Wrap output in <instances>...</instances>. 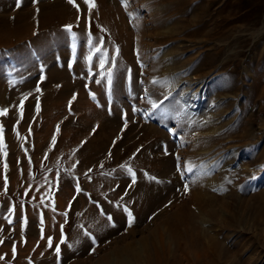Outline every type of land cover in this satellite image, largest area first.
<instances>
[{"label":"rangeland","instance_id":"rangeland-1","mask_svg":"<svg viewBox=\"0 0 264 264\" xmlns=\"http://www.w3.org/2000/svg\"><path fill=\"white\" fill-rule=\"evenodd\" d=\"M4 1L8 2L7 9L5 11V14L7 15H16L18 12L25 11L26 8L34 11L37 10L39 5L41 4L48 5L53 2V0H20V6L17 7V0ZM207 1L208 0H182L180 4L185 5L182 8V12L180 11L181 15L180 13L170 15L168 22L171 23V21L173 22L176 19H183L181 20L182 22L180 23V28L178 29V31H181V28L184 27L185 29L182 30L179 34L171 36L172 38L180 36L182 39L180 38V42H178L179 40L171 39L163 45H155V47L158 46L157 49L155 47H152L153 50L156 49L154 52H159L162 50V46L173 48L174 45L177 46L183 43V52L181 51L183 55L180 54V52L176 53L175 55L172 54V56L170 55V59L167 60V63H169L172 59V61L174 63L177 62V64L184 60L187 61L185 63V66L179 68V70L177 69L178 71L174 70L173 72H179L177 76L176 74L173 75V77L176 76L177 78V80L176 78H173L174 80L172 79V85L175 86L173 88L174 90H164L163 87L167 84L165 81L166 79L162 76L153 79V77L145 73V69L143 70L144 67L141 64H131L129 67L127 66V69H129L125 70V79L128 76L129 80L127 79L124 81L125 83L121 82V84L123 85L124 89H129L130 86L131 88L129 89L127 95L123 96V99L121 100L125 101L128 106L126 105L127 109H123L124 105L116 109L119 110V108H121V112L125 111V113H123L124 116L121 117L120 121L122 120L121 123H125L123 124L124 126L122 125V130H125L126 128L127 129L123 131V135H121L120 141L123 142L125 133L130 128L131 129L127 132V134L129 137H133L134 140L137 137L136 133H138L142 129L143 124L155 125L157 123L158 127L157 125L155 126L159 130H163V132L165 131L164 135L167 136L161 138L155 148L158 151H160L161 149L165 157H168L172 154L171 156L173 157L175 166L176 164H178L181 167V171H185L183 172V174H185L186 177L192 175L193 171H191L190 173H186L187 164L185 165V161L187 157H182L180 159L178 158V154L180 152L183 153L184 150L186 152V140L183 136L185 132L183 130L184 127L190 126V124L185 123V121L189 119L187 117L190 116V114L188 112L185 114L183 113L184 115H181L183 117L178 115L179 118H173V122L170 123V117L172 116L171 110L175 112V109L172 108L171 101L173 102V100L177 99L178 97L185 96L187 98L188 106L193 112V115L191 116H196L199 118V132L203 130V128H206L207 125H214L215 128L213 134L207 131L208 133L205 134V136L207 135V138H205V136L203 135L200 136L205 140V142H201V144H203V146L207 148L205 149L207 151L203 150L201 151L202 153L199 151V162L201 161L199 164L203 163L201 167L207 168V173L209 172L210 175L212 173H215L218 174V177L221 178V176L225 173L227 177L224 178L225 175L222 176L223 180H220V184V181H215V183L218 184L212 185V188L207 186L205 187V190L207 192L215 194L217 196L218 199L216 207H218V210L216 211V213L218 216L223 217V220H221L220 222V220H218V217H212L214 220L211 217H206L205 219H208L207 223L204 224L203 222L199 224V226L205 230V237L202 239V242H200L201 239L199 234V244H201L199 245V255H202L201 253H203V250L208 251L207 245L209 244V242L206 238V236L208 235L212 239L220 242L223 247L227 251H229L225 255V258H223L218 264H264V216L257 215L258 217L262 218V220H259V218H256L257 216L254 215L256 213H254V211L252 210L253 207L259 204L257 203L258 200L256 199V196L261 192H264V154L259 156L260 158L258 157V155H256L261 149H264V31H257V29H259L258 27L264 21V0ZM200 3H203V6L206 5L205 7H208L209 10H207V12L204 11L199 13L198 18L195 21L197 24L192 25L193 22L190 21V16L195 9V6ZM141 4L142 3L138 0H128V3L125 5L126 9H124L123 11L124 18L127 19L129 17V19H127V22L129 21V23H131L133 21L135 22L134 24H136V21L134 20H138L137 22L141 24L138 25L140 27L139 32L143 31V25L147 26L149 24V22L145 19V15H147V9H149L150 11H153L154 9L153 6H151L152 4H148L147 6H143L144 4ZM75 5H77L78 7L74 5L72 7L74 8L76 15L70 22L57 26L52 25L45 29H36L34 31L35 33H33L35 36H33L32 38H39L36 43H34L31 39L29 43H24V45L23 43H21L22 46L28 48V58L30 60H23V57L21 58L22 60H20L23 63H21L19 60H16L14 58V55L19 54L17 48H11L5 52L0 53V76L4 78L2 83L9 92V95L5 96V100L8 104L5 105L0 103V110L6 109L8 115L12 113L21 115V121H16L10 126L6 124L5 127L2 126L1 118L6 115H0V126H2L3 129L2 132H0V138H2V144H0V264H22V260L23 264H35L33 260H30L32 259V257H30V254L33 253L35 255L36 253H38L39 256H43L44 252H41L40 250H42L44 244L49 242V238H51L52 247L50 248L51 250H49L50 253L47 252V255H51L49 256V258L51 259V263L53 264H70L71 261H74L76 259L79 260L78 264H93V262L98 257L106 255L104 253L106 252V250L108 251L107 254L109 253L106 256L107 258H109V261L112 262V260L114 261L119 255L123 254L122 252H119L118 255L113 254V251L114 253L116 252L115 250L117 249L118 244L120 245L122 242H127L129 241V239H139L143 233L147 234L149 231L143 226L144 224H150V222H152V219L154 218L152 213H150V211H152L151 206V208H149V210L144 213L145 217L148 214V218L146 217L145 219L144 217L142 224L135 228V232H133L131 237H128L122 242H118V239L126 233V230L128 228H130L128 225H124L123 228L113 230L112 232H110V234L105 235L103 237V240L96 241L88 249H84V252L73 255V257H71V255L67 256V258L65 257V254L68 253L70 247V240L73 235L71 233V229H73L74 227V222H76L77 218L80 220L84 215H87V208H85L84 204H92L94 206V209L98 212L103 208V205L102 203H98L96 198L91 197L92 193L90 190V186L93 182V178L89 176L92 172L91 168L82 171V173H79L76 167V162L69 165L66 160H61L62 163L60 161L58 162L60 163V166L55 165V162L53 161L57 160L59 157L64 156V153H67L69 150L58 154L53 159L52 155L56 150L58 139L62 134V126L68 122H71L72 120L77 121L80 118H83V116H85L86 114L85 110L88 108L87 103H91L93 107L99 109L101 107V95H104L105 90V93H107V95H104V97H108V95L110 96L115 92L116 86H114L113 76H111L110 71L113 72V66L115 67L116 63L118 62L114 60V64L112 66L108 65L107 67V58L106 56H104L105 54L103 55L104 52H102V50L99 51L98 56L92 57V55H89V49L91 48L90 46L93 47L91 43V45L89 44V35H91V31H89V21L94 20V16H96V4L94 3L95 6L89 9V6L84 3V0H76ZM222 6L224 8H222ZM221 9H223L222 12L219 11ZM0 10L1 13L3 9ZM126 12L133 16L134 20L129 15L127 17ZM167 15L168 13L164 16ZM134 24L133 26L135 27ZM67 26H71L70 31L68 30ZM133 26L130 24L129 28L136 31V27L134 28ZM196 26L198 27L197 29L199 31L203 29L201 31L203 34L200 32V39L197 37L192 38L191 40V38L188 37V34L185 32L186 30L194 29V27ZM102 28H104V26ZM103 32L105 33L106 31ZM101 33L102 32L99 31L96 35L99 47L100 42L102 44ZM144 33H139L138 35L140 36ZM139 36L138 38H141L143 35H141V37ZM50 37L57 38L58 41H61V43H63L60 45L61 47L58 45L56 46V40ZM167 39H170V37H167ZM48 41H52L50 43V49L40 50V48H42L41 44L47 45ZM112 45L114 46V44ZM113 46L112 49H115L117 51V46ZM153 50H151V53H153ZM45 51L47 54H52L57 57L59 55L63 57L64 55V63L62 64L60 59L55 58L56 63L61 68H63V66H66L67 69L64 68V70L67 71L66 73L70 80L74 79L75 77L79 78L77 84L76 82H74V84H71L74 86V89L72 88L67 97L63 99V102L58 103V105H62L59 108L54 107L51 111H45L44 108L45 99L50 95V92L52 91L51 88H46V84L50 81H48L49 76L47 75V69L44 68L42 62ZM134 51H137L138 53V51L140 52L141 49L140 47H137V49H135ZM144 52L151 55L148 48L147 51L146 49H144ZM192 52L193 56H191ZM157 54L153 53L152 55L157 57L156 59L158 61L160 55L158 56ZM195 55H197L196 57L198 59L194 57ZM205 58L208 59L205 60L207 64L204 62L205 65H201ZM134 59L135 58H133V61H135ZM136 60H138V57L136 58ZM102 61L103 67H101ZM30 62L32 63L31 65L29 64ZM86 63L87 67L91 63L93 64V71H90L86 67ZM107 63H109V61ZM69 65H71V67H69ZM132 65H135L134 67L136 70H134V67ZM198 65L200 66V69H198L199 72H193L195 67H197ZM132 69L133 71H135L134 74L136 75H132L131 79L130 73H132ZM107 74L112 78H108L106 76ZM198 75L199 77H197ZM104 76V80L106 82L110 80L108 82L109 87L105 85L106 83H104ZM180 76L181 79L178 78ZM148 77L151 78L149 79ZM146 79L148 80L145 82ZM30 80L31 84L29 85H32L33 87H29V89L27 87V89L19 91L13 96L10 94V92H13V90L19 88V86L21 85L20 82ZM149 80L152 82V84ZM148 81L150 83H148ZM111 82H113V84ZM174 82L177 83L175 84ZM193 82L198 83L199 86L201 85L200 88L196 87ZM143 83H145V85ZM102 84L104 85V87L107 86L106 89H103L104 87H102ZM149 87H152L155 90L149 89ZM145 88H147L148 91L145 90ZM146 91L147 93H145ZM163 92H166L164 93L165 95L168 93L167 97L165 96L167 101L164 99L165 97L164 94H162ZM93 95L95 97L94 99ZM168 96H170V98ZM193 96L195 98H193ZM113 97L115 98V96ZM151 98L153 101L151 100ZM188 98H190L191 100ZM156 100L158 101L156 102ZM155 102L157 104H155ZM160 103L164 104L161 105ZM144 104L146 105V108H143ZM149 104H155L159 109L156 106L153 107L152 105L150 107ZM8 105L10 106V110L7 108ZM161 107L167 109L164 110ZM148 108L151 111V114L148 113L150 117L152 115L157 117H153L154 119L152 118V121H149V119L145 115L141 116V111H144ZM156 108L158 110H156ZM168 108H170L169 113ZM132 109H136V111H133ZM155 110L158 114H160L157 115ZM126 111L130 113L131 111H133L135 117L131 115L129 119V117L126 115ZM146 111L150 112L148 110H145V114L147 113ZM163 113H166V115ZM167 113L168 115L171 114L170 117L167 116ZM179 114L182 113L179 112ZM210 114L211 116L214 115L213 118L210 116ZM162 117L168 118H164L165 124ZM177 118H181V124H178L179 120ZM207 119H209V121ZM97 121L98 119L90 121V128L86 129V131H83L82 133L84 134L81 133L84 136H82L83 139H81L80 145L85 144V132L86 134L93 136L97 131V127L99 126V123ZM176 122L178 126L182 125V128L180 126L175 127ZM162 124L165 126H163ZM166 125L168 128L166 127ZM217 126L219 127V129H217V132H215ZM172 128L174 131L172 130ZM122 130L120 129V131ZM171 131L177 134V137ZM181 132L183 133L181 134ZM181 138L182 140H184L183 144H180ZM9 139L11 142L9 141ZM43 140H46L44 148L38 149V151L36 149L29 148V146L34 147L40 145L39 142L42 143ZM169 142L171 143V145ZM176 142L180 145H177ZM181 145L184 146L181 147ZM123 146L120 147L121 149H119V151L126 150ZM140 146L142 147L143 145ZM140 146L137 147V151L141 149ZM179 146L181 148H179ZM184 154L187 155V153ZM13 158L17 159V161H15L17 162L16 168L11 167L10 165V161L13 160ZM178 162L181 164H179ZM187 163H189L188 165H191L189 160L187 161ZM113 165V168L121 169L124 175H130L131 181L128 184V186L130 187L133 183L132 173H134L135 171L134 166L132 167L130 163H126L127 166L121 167V165H124L121 163V161L114 163ZM128 168H131L132 173L128 172ZM146 170L147 168H145L143 171L146 173ZM60 173L66 175L65 177L68 178L66 182L59 183L58 180H60ZM102 173L105 177L112 179L113 182L117 180L109 174L106 175L105 171ZM19 174H21V180H19ZM24 176L26 177L24 178ZM252 177H255V179H253ZM204 178V175H202L201 177L199 176V181H202ZM12 187H14L15 189ZM176 191L177 190H175L174 193ZM174 193L172 192V195ZM63 197L65 199H63ZM166 197L167 194H164V196L159 198V202H157L156 205L162 203V201ZM62 199L64 201H62ZM58 200L62 201V203L58 202ZM220 200H225L229 204L225 209V212L227 211L226 214L225 212H223V207H219ZM172 201L173 202H167L166 208L169 209L171 208L170 206H172L174 203H178L176 199ZM79 203H81L83 206H81V204ZM228 211L230 213H228ZM46 212L49 214H47ZM124 213L125 218L127 216V219H134L135 212L133 214V210L126 211L125 208ZM100 216L101 217L98 218L95 217L90 223L99 224L101 223V221L103 223V220L105 219L104 221H108L107 224H112L111 219L108 218V215H106V213H102ZM59 217L61 218V221ZM71 224L73 226H71ZM30 226L31 228H29ZM68 230L70 232H68ZM86 233L87 231H84L81 233V235L85 236L87 235ZM203 243L205 244V246L203 245ZM104 246H106V250ZM204 247L206 249H204ZM57 248H59V252H57ZM95 249H99L100 251L96 252ZM29 252L30 254L27 255L26 253ZM206 256H208L209 258L208 254H206ZM17 260L21 263H19ZM189 262L186 261L185 264H192L191 262ZM131 264L136 263L135 261H132Z\"/></svg>","mask_w":264,"mask_h":264},{"label":"bare ground","instance_id":"bare-ground-1","mask_svg":"<svg viewBox=\"0 0 264 264\" xmlns=\"http://www.w3.org/2000/svg\"><path fill=\"white\" fill-rule=\"evenodd\" d=\"M138 1H140L142 4H144L143 6H147L148 4L149 5L152 4L151 6H153V8H154L153 9L154 13H153V11H150L149 9H147V15H145V19L149 22V24L147 26L143 25V31L142 32H139L140 27L138 26L141 24L139 22H137L138 21L137 19L134 20V17L131 16L128 12H126L127 17H128V15L131 16L133 18V20L136 21V24H134L135 22H133V21L131 23H129V21L127 22V19H129V17L127 18L125 16L127 19L124 18L123 11H124V9H126L125 5L128 3V0H94V3L96 4V9H95L96 16H94V20L89 21L90 22V30L89 31H91V35H89V37H90L89 44L91 43L93 45V47L90 46L91 48L89 49V55L90 56L92 55V57L98 56L99 51L102 50V52H104L103 55L105 54L104 56H106V58H107V62L109 61V63L106 62L107 67H108V65L112 66L115 62L114 60H116V62L118 61L115 65V67L113 66V69H112L113 72L110 71L111 76H113L114 86H116L115 92H114L115 94L112 93L113 95L111 94L110 96L108 95V97L107 96L104 97V95H107V93H105L106 92V90H105L104 95H101V99H100L101 107L99 109L93 107V105L91 103H87L88 108L86 107L87 108L85 110L86 114H85V116H83V118L79 117L80 118V119L78 118L79 120H77V121L72 120L71 122H68L62 126V134L58 139V145L56 147V150L54 151V154L52 155V159L55 156H57L58 154L66 152L67 150H69L67 153H64V156L59 157L57 160H54L53 161V162H55L54 164L57 166L58 165L60 166V163H58V162L59 161L61 162V160H66L69 165L76 162V167H77V170L79 173H82V171L91 168L92 172L89 175L90 177L93 178V182L90 186V190L92 193L91 197L96 198L98 203H102L103 208L100 209V211L98 212L94 209V206L92 204L91 205L88 203L84 204L85 208H87V213H86L87 215H84V216L82 215L83 216L82 219L79 220L77 218L76 222H74V227H73V229H71L72 230L71 233L73 235H72V238L70 240V247H69L68 253L65 254V257L67 258V256H69V255H71V257H73V255H77L78 253H82V252H84L83 251L84 249L85 250L88 249L96 241L103 240V237L105 235L110 234V232H112L113 230L123 228L124 225L129 226L131 218L127 219V216L125 218V213H124L125 208H126V211L133 210V214L135 212V216H134V219H131V225L129 226L130 228H128L126 230V233L118 239V242H120V241L122 242L125 239H127L128 237H131L133 232H135L134 231L135 228L137 226H139L140 224H142L143 219L145 217L144 213L146 211H148L149 208H151V206H152V211H150V213H152L154 218L152 219V222H150V224H144V226H143L144 228H146L149 231L147 234L143 233L139 239H135V240L129 239V241H127V242H122L120 245L118 244V247L115 250L116 252L114 253V251H113V254L118 255L119 252L120 253L122 252L123 254L119 255L117 258L115 257L116 259L114 261L112 260V262L109 261V258H107L106 255H108L109 253L107 254L108 251L105 248L106 246H104V248L106 250V252H104V253L106 255H102V257H98L93 262V264H131L132 261L133 262L135 261L136 264H185L186 261H188V262L190 261L192 264H199V263L200 264H213L216 262H217L216 264H218V263H220V261L223 258H225V255L229 251H227L223 247V245L220 242H218L217 240L212 239L210 236L207 235L206 238L209 242V244L207 245L208 251L203 250V253H201L202 255H199V252H198L199 251V245H201V244H199V234H200V239H201L200 242H202V239L205 237L204 236L205 230L202 227H200L199 224H201L203 222H204V224L207 223L208 219L206 220L205 219L206 217H211V218L212 217H218L219 218L218 220H220V222H221V220H223V217L218 216L216 213V211L218 210V207H216V203H217V199H218L217 196L215 194L207 192L205 190V187L207 186V187L212 188V185L218 184V183H215V181L219 182L222 179V176L225 175L224 178H227L226 174L225 173L223 175L221 174L222 175L221 178L218 177V174H215V173H212L210 175L209 172L207 173V168L201 167V165L203 163L199 164L201 162V161L199 162V160H200L199 159V155H200L199 151L201 152V151L207 149L203 146V144H201V142L204 143L205 140L203 138H201L200 136H202V135L205 136V134L208 133L207 131H209V133L213 134V132L215 130L214 125H209V126L207 125L206 128H203V130H201L199 132V118L196 116L195 117L191 116V115H193V112H192V110H190V108L188 106L187 98L185 96H182V97H178L177 99L173 100V102L171 101L172 108L175 109V112H173V110H171L172 116L170 117L171 114L168 115V113L170 112L169 111L170 108H168L167 116H169L171 119V122L168 120L170 123H172L173 122L172 119L178 117V115L181 116L187 112L190 114V116L187 117V118H189L188 120H186V118H185V120H186L185 123L190 124V126L184 127V130H183L185 132V134L183 135L185 140H186L185 146L188 149L186 148V152L183 149L184 151L181 150V151H183V153L180 152L178 154L179 159L182 157H187V159L185 161V165L187 164V166H186L187 172L186 173L191 172V171H188V168L190 166L192 168L193 174L192 173H191L192 175L188 174L189 176H187V177L185 176V174H183V172H185V171L182 172L181 167L178 164H176V166H175L174 161H173V157L171 156L172 154L168 157H165V155H163V153H162L163 151L161 149H160V151H158L155 148V146L161 140V138L167 136V135H164L165 131L163 132V130H159L157 128L158 127L157 123L155 124V125H157V127L153 124H148V125L143 124L142 129L138 133H136L137 137L134 139L135 141H138V142H135L133 140V137L128 136L127 132L131 128L128 129L127 132L125 133V137H124L123 142L120 141L121 135H123V131H125L127 129L126 128L125 130H122L123 129L122 127L124 126L123 124H125V123H123V122L121 123L122 120L120 121L121 117L124 116L123 113H125V111L121 112V108H119V110H116V109L118 107H122V105H124L123 109L124 108L127 109L126 107L128 106V104H126L125 101L121 100V99H123L122 98L123 96L127 95V93L129 92V89L131 88V86L129 85L130 86L129 89H124L123 85L121 84V82H124L125 80L128 79V76L125 79V76H126L125 70L127 69V66L129 67L131 64H135V65L141 64L144 67L143 70L145 69V73L147 75L153 77V79L162 76L163 78L166 79L165 81L167 83L166 85H164L163 89L168 90V89H173L175 87L174 85H172V79L176 78V76L179 72L173 73L174 70H177V69L179 70V68L185 66V63L187 62L186 60H184L182 62H179V64H177V62L174 63L171 59L172 62L170 61L169 63H167L168 62L167 60L170 59V55L172 56V54L175 55L176 53H179V52H180V54L183 55V53H181L183 43L179 44L177 46L174 45L173 48L172 47L168 48L167 46H162L161 51L154 52L158 47V46L155 47V45H160V44L163 45L171 39H173V40L176 39V40H179L178 42H180V38H181L180 36H176L173 38L171 36L179 34L182 30L185 29V27H184V28H181V31L180 30L178 31V29L180 28V23L182 22L181 20H183V19H176L173 22L171 21V23H168V22H169L170 15L179 14V13L181 15L182 8L185 5V4H180L182 2V0H138ZM197 3H199V2H197ZM7 5H8V2H6L4 0H0V9H3V11H4V12L2 11L0 13V53L5 52L11 48H17L19 54L14 55V58L16 60H19V61L22 60L21 59L22 57H23V60H26V61L30 60L28 58V56H29L28 55V53H29L28 48H25L24 46H22L21 43H23V45H24V43H29L30 39L34 43H36L39 38L32 39L33 36H35L33 33H35L34 31L36 29L37 30L40 28L45 29V28L50 27L52 25L57 26V25L65 24L67 22H70L76 15L74 8L72 7L73 4L69 3L68 0H62V1L53 0V2L48 4V5H44V4L39 5L37 10L32 11L31 9L29 10L26 8L25 11L18 12L16 15L5 14V11L7 9ZM205 6H203V3L197 4L195 6V9L193 10V12L190 16L191 19L189 18L190 21L193 22L192 25L197 24L195 21L197 20L199 13L204 12V11L207 12V10H209V8L205 7ZM223 6H224V4H223ZM223 6H222V8H224ZM147 8H149V7H147ZM217 9H218V7H217ZM173 11H178V12H173ZM219 11L222 12L223 9H221ZM215 12H213V13H215ZM167 13H168V15L164 16ZM130 20H132V19H130ZM172 20H173V18H172ZM137 23H139V24H137ZM130 24L132 26H133V24L135 25L136 31L133 29L131 30L129 28ZM103 26H104V28H102ZM197 28L198 27L196 26V27H194V29L186 30L185 33L188 34L187 36L190 37L191 40H192V38H197V37L199 38V36H201L199 34L203 29L199 31ZM258 28L259 29H257V31H260V32L264 31V21L262 22V24ZM99 31H101L103 33V34L101 33L102 44L100 42V47L98 46V40L96 39V35L98 34ZM103 31H106V32L104 33ZM139 33H144V34H141V35H143L141 37V35L140 36L138 35ZM138 36L141 38H138ZM245 36H247V35H245ZM167 37H170V39H167ZM50 38H52V37H50ZM45 39H47V38H45ZM52 39L56 40V43H57L56 46L57 45L60 46L61 44H63V43H61V41H58L57 38H52ZM51 42L52 41H50V42L48 41L47 45L41 44L42 48H40V50L50 49V46H51L50 43ZM112 44H114V46H117V51L115 49L114 50L112 49V46H113ZM173 44H174V42H173ZM169 45H172V44H169ZM137 47H140L141 54L139 51H138V53H137V51L136 52L134 51L135 49H137ZM152 47H155L156 49L153 50ZM147 48L150 51L151 55L144 52V49H146V51H147ZM167 48H168V50H167ZM151 50H153V53H155V54L158 53L157 54L158 56L160 55V57L158 58L159 59L158 61L156 59L157 57L152 55L153 53H151ZM193 52H194V50H193ZM193 52H192L191 56H193ZM174 55H173V57H174ZM102 56H100V57H102ZM168 56H169V58H168ZM196 56L197 55H195L194 57H196ZM137 57H138V60H136ZM55 58L60 59L62 64L64 63V59H65L64 55H63V57L61 55H59L57 57V56H54L52 54H47L46 51H45L44 58L42 61L44 68L47 69V75L49 76L48 81H50L47 84L45 83L46 88L52 89V91L50 92V95L45 99V103H44L45 111L46 110L51 111L54 107L59 108L62 104L58 105V103L63 102V99L67 97L69 92L74 87L71 84L72 83L74 84V82H76V84H77L78 80H79L78 77H75L74 79L70 80L67 73H66L67 71L64 70V68H66V66H63V68H61L56 63ZM133 58H135L134 60L137 62L133 61ZM153 58L156 60H154ZM41 60H39V61H41ZM54 60H55V63H54ZM205 60H208V59L205 58L203 60V62L201 63V65L204 64ZM21 63H23V62H21ZM205 63L207 64V62H205ZM29 64L31 65L32 63L30 62ZM192 64H193V62H192ZM135 65H132V66L134 67ZM22 66H24V65H22ZM86 67H87V63H86ZM199 67H200L199 65L197 67H195L193 72H196V71L199 72V70H198V69H200ZM87 68L90 71H93V68H94L93 64L91 63ZM105 68H106V66H105ZM191 68H192V66H191ZM134 70H136L135 67H134ZM183 70H184V68H183ZM134 73H135V71H133V69H132V73H130L131 79H132V75H136ZM108 74H109V72H108ZM108 74L106 76L108 78L111 77V76H108ZM174 74H176L175 77H173ZM182 74H184V73H182ZM181 76L178 78L181 79ZM197 77H199V75ZM3 79L4 78L0 76V103L6 105L8 103L5 100V96L9 95V92L7 91V89L5 88V86L2 83ZM104 79H105V76H104L103 80ZM147 80L148 79H146L145 82ZM176 80H177V78H176ZM149 81H148V83L151 82V81L150 82ZM30 82H31V80L20 82L21 85L20 86L18 85L19 88L13 90V92H10V94L13 96V95L17 94L19 91L27 89V87H28V89H29V87H33L32 85H29V84H31ZM108 82L105 81L104 82V83H106L105 85L108 86L109 85ZM131 82H132V80H131ZM177 82H180V81H177ZM177 82H174V83L176 84ZM190 82H191V80H190ZM34 83H35V81H34ZM49 83H52V84H49ZM111 83L113 84V82H111ZM103 84H102V87H104ZM143 84L145 85V83H143ZM151 84H152V82H151ZM193 84L199 88L201 86V85L199 86V84L195 83V82H193ZM159 85H161V84H159ZM162 86H161V88H162ZM106 87H104L103 89H106ZM149 89L153 90L154 88L149 87ZM109 90H108V92H109ZM145 90L148 91L147 88H145ZM147 91L145 93H147ZM195 92H193V93H195ZM164 93H166V92H163L162 94H164ZM167 94L166 95L164 94V97L165 96L167 97ZM172 95H176V94H172ZM180 95H182V94H180ZM113 96H115V98ZM194 96H193V98H195ZM166 97L164 99L167 101ZM168 97L170 98V96H168ZM173 97H175V96H173ZM193 98H192V100H193ZM188 99H190V98H188ZM125 100H126V98H125ZM151 100H152V98H151ZM194 100H196V99H194ZM157 101L158 100H156V102ZM161 101H162V99H161ZM146 102H145V104H146ZM156 102H155V104H157ZM167 103H170V102H167ZM145 104L143 105V108L146 106ZM163 104H161V105H163ZM37 105H38V103H37ZM78 105H80V104H78ZM151 105H150V107H151ZM29 107H31V106H29ZM7 108L10 110L9 105L7 106ZM157 108H156V110L159 109V108L158 109ZM136 109L135 110L132 109V110L136 111ZM162 109L166 110L167 108H162ZM145 110L150 111L149 108L145 109ZM156 110H155V112H156ZM128 111H126L127 112L126 115L129 117V119H130L131 115L133 117H135L133 111H131V113ZM144 111H141V116L145 115L149 119V121H152V118L155 116L152 115L150 117V115L148 113L151 114V111L150 112L146 111L147 112L146 114ZM160 111H161V109H160ZM209 111H210V109H209ZM179 112H181L182 114H179ZM159 114L157 113V115H159ZM163 114L166 115V113H163ZM30 115H31V113H30ZM47 115H49V114H47ZM20 116L21 115L14 114V113H12L10 115L6 114V116L1 118L2 126L5 127L6 124H8L10 126L16 121H21ZM210 116H211V114H210ZM213 116L214 115H212L211 117L213 118ZM181 117H183V116H181ZM155 118H157V117H155ZM164 118H166V117H164ZM164 118L162 117L164 124H165ZM201 118H200V120H201ZM95 119H98L97 122L99 123V126L97 127L98 128L97 131L96 132L94 131L95 133L93 136H90V135L86 134V132H85V135H86L85 144L80 145L81 139H83L82 136H84V135H82V134H84L82 132L86 131V129L90 128V126H91L90 121L95 120ZM158 119H159V117H158ZM166 119H168V118H166ZM180 119H178L179 120L178 124L182 123V122L180 123ZM204 119H206V118H204ZM209 119H211V118H209ZM209 119H207V120L209 121ZM160 120H161V118H160ZM178 124L176 122L175 127L178 126ZM203 125H205V124H203ZM163 126H165V125H163ZM179 126L181 127L182 125H179ZM166 127H167V125H166ZM168 127H169V124H168ZM70 129H71V131H70ZM120 129L122 131H120ZM217 129H219L218 126L216 127L215 132H217ZM172 130H173V128H172ZM173 131H171V132H173ZM117 132H118V135H117ZM182 133L183 132H181V134ZM175 135L177 137V134H175ZM206 136H205V138H207ZM10 137H12V136H10ZM199 137H200V139H199ZM9 141H10V139H9ZM45 141L43 140L42 143L39 142L40 145H38V146H34V147L29 146V148L30 149H36L38 151V149L44 148V146L46 144ZM183 141L184 140H182V138H181L180 144H183L184 143ZM171 143H170V145H171ZM11 144H13V143H11ZM180 144L177 143V145H180ZM140 145H143V146L141 147ZM210 145H213V144H210ZM122 146L126 150L119 151V149H121L120 147H122ZM139 146L141 147V149L139 151H137V147H139ZM165 146H167V145H165ZM183 146L181 145V147H183ZM181 147L179 146V148H181ZM205 151H207V150H205ZM184 153H187V155ZM263 154H264V149H261L256 155H258V157H259ZM200 158H202V157H200ZM188 160L190 161L191 165H188L189 164V163H187ZM15 161H17V159H15V158H13V160L10 161V165L13 168L17 167V162H15ZM119 161H121V163L124 164V166H127L126 163L127 164L130 163L132 167L134 166L135 183H132V185L130 187L128 186V184L131 181L130 175H124V173H122L121 169L113 168L114 167L113 164L117 163ZM252 162H254V161H252ZM179 164H181V163H179ZM51 165H53V164H51ZM145 168H147L146 173L143 171ZM182 170H183V168H182ZM104 171L106 172L105 173L106 175L109 174L110 176H112L113 178H115L117 180L113 182L112 179L105 177L102 173ZM20 175L21 174H19V177H20L19 180H21ZM26 175H28V174H26ZM202 175H204L205 178L202 181H199V176L201 177ZM65 176L66 175H63L61 173L59 174V179H60V180H58L59 183L67 181L68 178ZM181 176H182V178H181ZM25 177L26 176H24V178ZM80 178H82V177H80ZM166 179H168V180H166ZM165 180H166V182H165ZM221 181L219 182V184L221 183ZM17 184H19V183H17ZM12 188H14V187H12ZM175 190H177V191L174 193ZM172 192L174 193L173 195H172ZM164 194L165 195L167 194V197L162 201V203H160L159 205H156V203L159 202L158 201L159 198L164 196ZM168 194H169V197H168ZM63 199H65V198L63 197ZM63 199H62V201H64ZM80 199H79V201H80ZM171 199L172 200L176 199L178 201V203L177 204L174 203L173 205L171 204L172 206H170V207L172 209L171 208L168 209V208H166V204L168 201L173 202ZM256 199L258 200L257 203H259V204L257 206L254 205L255 207H253V209H252L254 211V213H256L254 215L264 216V192H261L259 195H257ZM62 201L58 200V202H61V203H62ZM79 204H81V203H79ZM61 205H63V204H61ZM228 205L229 204L227 203V201L220 200L219 207L220 206L223 207V212H225V209L227 208ZM81 206H83V205L81 204ZM79 207H80V205H79ZM237 211H238V209H237ZM102 213H106V215H108V218L109 217L111 218L112 224L109 222L111 225L107 224L108 221L107 222L104 221L105 219L103 220V223H102V221L99 224H96V223L91 224L90 223L95 217H97V218L101 217L100 215ZM226 213H227V211L225 212V214ZM228 213H230V212L228 211ZM47 214H49V213H47ZM131 215H132V213H131ZM147 216H148V214H147ZM146 217H145V219H146ZM256 218H259V220H262V218H260L258 216ZM30 221H32V220H30ZM60 221H61V218H60ZM88 225H90V226H88ZM71 226H73V225L71 224ZM29 228H31V226ZM84 231H87V235L82 236L81 233ZM0 232H1V230H0ZM68 232H70V231L68 230ZM30 235H32V234H30ZM106 239H107V237H106ZM204 243H205V241H204ZM204 243H203V245L205 246ZM51 247H52V243H51V246H49V242L43 245L42 250H40L41 252H44L43 256H39L38 253H36L34 255L32 252H31L32 254H30V252L26 253V254L27 255L30 254V257H32V259H30V260H33V262L35 264H53V263H51L52 261L49 258V256H51V255L50 254L47 255V252H49V250H51L50 249ZM99 249H97V250L95 249V251L99 252L100 251ZM204 249H206V248L204 247ZM18 254H19V252H18ZM206 254L209 255V258H208V256H206ZM20 260H21V257H20ZM19 263H21V262H19ZM78 263H79L78 259L70 262V264H78ZM22 264H23V260H22Z\"/></svg>","mask_w":264,"mask_h":264},{"label":"snow or ice","instance_id":"snow-or-ice-1","mask_svg":"<svg viewBox=\"0 0 264 264\" xmlns=\"http://www.w3.org/2000/svg\"><path fill=\"white\" fill-rule=\"evenodd\" d=\"M69 3L73 4L74 6H77L75 5V0H68ZM84 3L87 4L89 6V9H91L92 7H94V0H84ZM20 6V0H17V7ZM78 7V6H77ZM68 30L70 31L71 30V26H67ZM74 35V34H73ZM69 67H71V65H69ZM101 67H103V61L101 62ZM94 95H93V99H94ZM156 105L153 104V107H155ZM7 114V110H0V115H6ZM2 126H0V132H2ZM0 144H2V138H0ZM121 167H124V165H121ZM188 171H192V168L191 166L188 168ZM128 172L129 173H132V170L131 168H128ZM133 175V183H135V177H134V173H132ZM253 179H255V177H252ZM54 210V209H53ZM130 215V214H129ZM109 219H111L109 217ZM26 222V221H25ZM130 225H131V219H130ZM129 225V226H130ZM87 234V233H86ZM49 246H51V238H49ZM57 252H59V248H57Z\"/></svg>","mask_w":264,"mask_h":264}]
</instances>
